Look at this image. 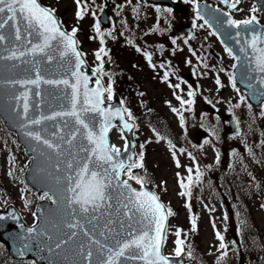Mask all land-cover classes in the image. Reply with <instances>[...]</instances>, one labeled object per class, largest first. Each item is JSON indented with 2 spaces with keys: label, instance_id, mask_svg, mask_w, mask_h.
Returning a JSON list of instances; mask_svg holds the SVG:
<instances>
[{
  "label": "rangeland",
  "instance_id": "obj_1",
  "mask_svg": "<svg viewBox=\"0 0 264 264\" xmlns=\"http://www.w3.org/2000/svg\"><path fill=\"white\" fill-rule=\"evenodd\" d=\"M41 1L45 6L55 9V14L68 32L77 29L79 47L91 66L102 68L101 72H104L108 64L107 79L122 94L123 107L129 111L137 110L134 119L143 124L137 125L135 138L137 154L143 155V168H134L132 172L150 187L158 189L164 203L175 209L172 211L174 215L169 217L164 252L177 256L176 241L180 239L184 241L186 254L187 245L192 243L189 241L186 224L189 209H192L196 216L195 233L205 253L192 264H218V261L219 264L240 263L239 240L242 228L240 221L234 219L237 214L234 212L236 208H233L232 196L240 182L258 183L257 196L247 200L243 206L256 223L254 237L264 242V152L259 159H252L251 155L241 152V158L248 160L247 166H243L244 161L239 160V156L231 155L224 183L213 180L215 189L212 190L210 184L206 183L207 179H204L203 184L190 192L193 197L181 195L188 188L189 168L201 167L203 175L216 168H225V164L207 165L195 157L191 146L195 143L197 130L212 131V127L225 125L221 116L230 113L236 117L242 136L255 135L259 138L261 133L264 134V126L255 123L264 114V107L255 109L237 85L234 77L236 58L229 54V50L203 19L197 18L195 3L203 0H193L192 14L186 10L168 11L162 7H147L140 28L135 27L136 19L130 14L127 22L136 30L137 35L134 36L130 33L117 34L118 20L113 22L114 31H105L101 27L103 33L97 36L86 35L89 29L96 28L98 15L105 8L111 7L110 0H81L79 7L76 0ZM175 1L181 3V0ZM250 8L249 4L243 3L239 12L233 15L236 19L248 17ZM78 11H83L82 19L77 18ZM156 12L161 13L163 18L158 19L154 15ZM261 20L264 22L263 17ZM120 29L124 27L120 25ZM162 30L169 33L159 34ZM111 34L114 37L108 36ZM101 48L107 54L101 53L102 60H97L95 53ZM148 56L151 57L150 61ZM188 73L193 80L187 78ZM217 79L219 84L216 83ZM181 100L185 103L182 104ZM151 109L158 115L157 119ZM122 136L119 129L111 133L112 145L120 150L126 144ZM235 138L226 140V143H238ZM258 140H252L253 145L260 143L263 148L264 141ZM242 146H247L245 141ZM235 163L242 166L240 175L233 172ZM29 164L30 158L18 144L16 136L7 131L0 120V208L5 209L2 205L11 199L10 203L31 224L36 220L35 205L38 200H42V196L31 190L24 180V171ZM123 177L129 179L126 172ZM131 181L141 187L135 179ZM212 223L220 226H212ZM219 229L223 241L217 238ZM177 230L181 233L179 237L176 236ZM221 243L225 245L224 249L220 248ZM196 244L198 242L194 241ZM0 264L36 263L26 261Z\"/></svg>",
  "mask_w": 264,
  "mask_h": 264
},
{
  "label": "water",
  "instance_id": "obj_2",
  "mask_svg": "<svg viewBox=\"0 0 264 264\" xmlns=\"http://www.w3.org/2000/svg\"><path fill=\"white\" fill-rule=\"evenodd\" d=\"M153 1L170 4L169 0ZM257 2L260 5V10L264 11V0H257ZM197 5H199L200 15L218 33L223 43L238 56L239 62L235 71L238 84L246 91L247 97L259 106L264 102V72L257 70L256 57L258 53L251 47V41L254 36L259 37L257 48H264V43H261L264 41V27H252L256 31L250 28L251 25L237 29L234 26H229L228 21L232 20L230 15H225L207 3H198ZM4 20L5 17L0 15V22ZM101 20L105 21L104 24L108 23L107 12L104 13ZM17 27L20 30L19 40L16 39ZM61 30L64 31L62 28ZM0 35L5 37L3 41H0V116L5 126L17 134L19 143L31 155V164L27 168L25 176L26 182L38 193H48L52 198V202L41 201L37 204V221L33 225H28L14 206L7 207L5 211L0 210V217H3L0 219V240L6 244L9 255L14 260L32 258L38 264H99V261L105 256L97 252L95 245L89 249V237L85 236L84 232L87 231L94 239L104 241L100 232L104 230L105 224L111 219L115 223L110 227L114 228L115 232L120 233L119 236L113 234L114 238L110 236L107 240V244L111 246L115 239L127 237L130 231L127 228L129 223L137 229L142 227L141 224L136 223L140 218V213L136 212L131 204L120 196V190L117 189L108 190L112 199L109 201L110 207L107 208V211L100 209L98 213L83 214L79 211L78 205H70V194L66 191L68 185L65 177L68 174H74L76 160L73 159V156L79 160L87 155L80 150L81 142L87 144V141H82L80 135L72 142V145H69L67 141L80 126L76 125L70 117H57L54 120L45 119L38 125L31 124L32 120L40 119L41 116L47 117L57 112L70 110L71 85L77 82V77L73 75V72L76 71L75 57L71 52L62 55L63 47H57L56 41L52 42L51 48L45 50L47 55L43 53L32 55L28 50L35 44L42 43V38L37 35L35 30L29 29L26 21L22 18L15 22L7 21L4 27L0 28ZM74 39L77 41L75 37ZM13 50L28 51V54L20 59H9ZM77 51L80 52L78 45ZM80 59L84 62L79 69L81 92L84 90L82 86L84 77L88 79L87 87L89 90L96 89L98 85L106 88L102 77L87 64L83 55ZM37 73H39L40 79L38 85L24 83L25 81L37 80ZM62 80H68L69 85L44 82ZM25 94H27V98H25ZM25 103L29 106L27 114L24 112ZM103 107L112 109L113 112L120 109L124 115V120L113 116L111 120L113 127L109 130L107 138L111 145V131L116 127L123 131L127 139L128 151H120V156L117 159L123 160L127 164L129 162L127 158L130 155L135 159L136 143L133 132L136 124L129 120L126 113L123 112L124 109L117 96L113 97L112 102L106 101L104 97ZM82 118L89 123L90 128L98 132L103 120L102 116L98 113L87 112L82 114ZM227 118L235 126L233 119L230 116ZM125 121L133 124L132 131L123 127ZM80 131L83 133L86 130L81 128ZM28 132H38L43 139L59 145L60 152L58 153L42 142L26 135ZM201 136L202 134L198 135V140ZM69 161L73 162V170L67 167ZM120 180H122V175ZM127 182L137 191L147 190L155 193L147 187L138 188L130 181ZM155 194L157 195V193ZM160 202L163 204L161 200ZM124 204H128L129 208L123 207ZM125 212L132 215L131 221L127 219ZM92 216L98 218L89 223ZM77 221H79L77 227H68L69 224H77ZM121 221H123L124 227H121ZM105 235L109 236L110 234L105 232ZM63 241H67V243H63ZM57 243L61 245L59 248L56 247ZM89 250L93 253L91 258L87 256ZM162 254L164 255L163 246ZM164 256L168 258L169 264H185L184 255L179 257ZM123 264H143V261L125 259Z\"/></svg>",
  "mask_w": 264,
  "mask_h": 264
},
{
  "label": "snow or ice",
  "instance_id": "obj_3",
  "mask_svg": "<svg viewBox=\"0 0 264 264\" xmlns=\"http://www.w3.org/2000/svg\"><path fill=\"white\" fill-rule=\"evenodd\" d=\"M186 2H188V0H186ZM222 2L227 4L228 0H222ZM238 2L239 0H234L231 7L235 8ZM76 3L78 7L81 6V0H76ZM253 11H256V9L254 8ZM0 15L5 17V20L0 22V28H3L7 21L15 22L22 18L26 21L27 27L31 30H35L37 35L42 38V43L35 44L30 50H28L32 55H36L37 53L47 55L45 50L51 48L53 46L52 42L56 41L57 47H63L62 55H67L71 52L75 57L76 71L73 72V75L77 77V82L71 85L72 96L70 110L57 112L47 117L41 116L40 119H34L31 121V124L38 125L45 119L54 120L57 117H70L74 120L75 124L80 127L71 134L67 143L72 145V142L76 140L78 135L82 137V141H87V144H84L83 142L80 144V150L87 153V155L79 160L73 156V159L76 160L75 169L72 161H69L67 164L68 169H74V174H68L65 177L68 185L66 191L70 194L69 204L78 205L79 211L83 214L98 213L100 209H105V211H107V208L110 207L109 201L112 199L108 194V190L117 189L120 190V196L127 200L136 212L140 213V218L136 223L141 224L142 227L137 229L129 223L127 228L130 229V231L128 232L127 237L124 239H115L111 246L107 244V240L110 236H113V234L114 236L120 235V233L115 232L114 228L110 227V225L115 223L111 219L105 224L104 230L100 232V235L104 237V241L94 239L87 231L84 232V235L89 237V249H91L92 245H95L97 246V252L105 256L104 259L99 261V264H123V260L125 259H138L143 261V264H169L168 258L162 254V246L165 243L167 236V220L170 216L174 215V213L170 208H166L165 205L160 202L159 197L155 193L147 190L137 191L136 189H133L126 180H120V176L126 172L130 180L135 179L136 183L140 184L143 188L145 181L138 176H135L132 172L133 168H143V155L141 154L139 156V162L130 155L127 158L129 162L125 164L123 160L117 159V157L120 156V149L108 143L107 134L111 127H113L111 123L113 116L124 120V115L120 109H116L115 112H113L112 109H105L103 107L105 92L109 93L108 99H111V87L104 88L103 86L98 85L96 89L89 90L87 87L88 79L84 77L82 82L84 90L81 92V74L79 69L84 62L80 59L82 54L77 51V41L74 39L77 29L74 28L70 35L62 31L55 18L54 10L41 6L38 3V0H0ZM77 18H83V11L77 12ZM197 18H202L199 13V5H197ZM254 22L258 23L253 16L251 19L239 22L229 20L228 24L229 26H234L239 29L242 25L248 27ZM205 23H207V21H205ZM96 31L99 34V23L96 24ZM237 35H239V33H237ZM4 39L5 37L0 35V41H3ZM16 39H20V30L18 27L16 30ZM259 39V37L254 36L251 41V47L256 53H258L256 57L257 70L259 72H264V48H257V40ZM101 43H103L102 37ZM173 43H175V41H173ZM261 43H264V41H261ZM28 51L18 52V50H13L9 59H20L27 55ZM101 53H104L103 48L95 53L97 60H102ZM104 54L106 55L107 53ZM229 54H232L231 50H229ZM49 59H51V57H49ZM148 59L150 61L151 57L148 56ZM97 71H102V68L97 69ZM37 75V80L25 81L24 83L38 85L40 82L39 73H37ZM44 82L51 84L62 83L66 86L69 85L68 80ZM216 83H220L219 79H217ZM233 87H235L234 77ZM189 95H192V93H189ZM25 98H27V94H25ZM177 99H180V97H177ZM181 103L183 104L185 101L181 100ZM187 103H191V101H188ZM28 110L29 106L25 103V114H27ZM173 111L177 110L173 109ZM87 112L98 113L103 117L98 132L93 130V128H90L89 123L82 118V114ZM123 112L127 113L129 120L133 119L130 111L124 109ZM65 123H67V121H65ZM123 127L128 131H132L133 124L125 121ZM81 128L86 131L81 133ZM26 135L31 136L38 142H42L47 145L48 148L53 149L58 153L60 152L59 145L53 144L47 139H43L38 132H28ZM61 139H63V137H61ZM141 147H143V145H141ZM124 150L128 151L127 143L125 144ZM184 194L185 193H181V195ZM44 198L51 199L48 193H44L41 197V199ZM123 207L129 208V205L124 204ZM129 212H131V209H129ZM129 212H125V216L131 221L133 217ZM101 215H103V213H101ZM97 218L98 217L96 216H92L89 223ZM0 219H3V217H0ZM120 223L121 227H124L123 221ZM78 224L79 221H77V224L75 225L69 224L68 227L74 228L77 227ZM193 230H195V220H193ZM105 232H108L110 235L106 236ZM180 234V231L177 230L176 236L179 237ZM217 238L220 241H223L224 239L219 232H217ZM49 239L51 238L49 237ZM63 243H67V241H63ZM176 244V255L180 256L184 252V241L177 239ZM60 246V243H57L56 247L59 248ZM220 248L224 249L225 245L221 243ZM92 255V251L89 250L87 256L91 258Z\"/></svg>",
  "mask_w": 264,
  "mask_h": 264
},
{
  "label": "flooded vegetation",
  "instance_id": "obj_4",
  "mask_svg": "<svg viewBox=\"0 0 264 264\" xmlns=\"http://www.w3.org/2000/svg\"><path fill=\"white\" fill-rule=\"evenodd\" d=\"M212 2L215 5H218L225 10L229 9L228 4L223 3L222 0L221 2H218V1L216 2L212 1ZM110 3H111V7L108 9L110 11V15H111L113 22L120 19L121 16L122 18L124 17V19H127V17H129V15L132 14L134 18L138 20L136 22L138 23V27L140 26V19L144 15V11L146 10V8L147 7L149 8V5H153L148 0H132V2H129L127 0H110ZM243 3H247L246 0H239L238 7L236 9L238 10V8L243 6ZM180 4L182 6L179 9L180 11L186 10V11H190L192 14V4H190V0H188V2H186V0H181ZM163 8L169 9V7H163ZM240 16H243V15H240ZM247 16H250V17L254 16L256 18V21H258V23L262 22L261 17L264 18V15L259 14L257 11H253V10H251L250 13L247 14ZM247 19L249 18L243 16L240 19H237L236 21L239 22V21H244ZM109 30L114 31L113 27L109 28ZM212 129H213L212 131H208V130L206 131L207 136L204 139V141L206 142L203 145V148H202L203 153L200 159H202V161H205L207 165L225 164L224 169H226V166L229 164V160H231V155L239 156V160L242 159L240 156L241 152H243L247 156L251 155V153L249 152L250 146L248 145L252 143V140L255 139L257 141L258 139H260L261 141H264V137L262 133L259 138H256L255 135L242 136V134L240 133H237L236 135H230L228 134L229 129L226 125L215 126V127H212ZM250 134H253V133H250ZM232 137H236L235 139L238 141V143L236 144L226 143V140L231 141ZM243 141H245L247 145L246 147L242 146ZM243 161L248 163L247 159H243ZM220 171H221L220 168H216L214 169L213 172L215 175H217L220 173ZM233 171L234 173H237L238 175H240L241 165H237L235 163ZM236 208L238 209L241 208L239 199H236ZM237 211H241V210H237Z\"/></svg>",
  "mask_w": 264,
  "mask_h": 264
},
{
  "label": "trees",
  "instance_id": "obj_5",
  "mask_svg": "<svg viewBox=\"0 0 264 264\" xmlns=\"http://www.w3.org/2000/svg\"><path fill=\"white\" fill-rule=\"evenodd\" d=\"M110 87L113 89V90H115L116 92H118L116 89H115V87H114V85L112 84V83H110ZM118 93H120V92H118ZM121 94V93H120ZM121 96H122V94H121ZM137 110H130V112H131V114H132V116L134 117L135 116V112H136ZM151 111H153L152 109H151ZM139 124L138 125H141V124H143L142 122H138ZM9 201V203H4L3 205L4 206H7L8 204H10V200H8ZM0 247L2 248V252L0 253V263H2V262H5V260L6 261H9V258H8V255H7V251H6V249H5V247L3 246V245H1L0 244Z\"/></svg>",
  "mask_w": 264,
  "mask_h": 264
}]
</instances>
